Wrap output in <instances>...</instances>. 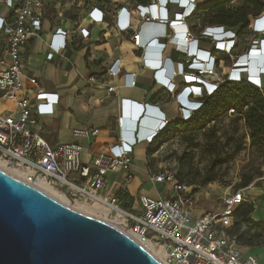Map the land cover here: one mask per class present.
<instances>
[{
  "label": "built area",
  "instance_id": "2783aa9c",
  "mask_svg": "<svg viewBox=\"0 0 264 264\" xmlns=\"http://www.w3.org/2000/svg\"><path fill=\"white\" fill-rule=\"evenodd\" d=\"M0 3H5L10 7L8 17L0 16V37L2 40L0 47V98L13 101L15 104L11 112H0L1 170L37 189L41 187L55 188L63 194L70 204L92 206L95 203H105L112 207L111 210L121 211L126 219L125 227H129V222H131L130 231L135 235L137 242L144 248V245H151L154 250L159 252L164 264H258V259L254 254L241 252L237 235L231 230L235 209L243 203H250L253 206L247 194L249 184L224 193L221 196L220 204L211 211H205L199 207V194H201L199 191L177 181L174 173L170 171H157L151 176V179L155 183H167L175 193L170 196L160 195L156 198L139 194L137 200L141 206L140 212H136V208L124 210L116 194L102 193L109 172L121 173L125 183L133 179L132 147L142 140L143 134L140 132L137 139L134 137L135 121L131 126L133 130L127 134L126 127L129 118L126 116L130 115V110L133 112L131 114L136 116H141V113L144 112L142 117L145 116V112L156 114L153 124L157 128L156 131H160L168 119H164V114L157 108L123 100V117L119 118L123 136L119 138L120 143L110 147L107 153L95 154L88 162L81 159L82 147L80 145L74 143L53 145L41 134L36 128L38 115L35 107L39 103L57 102L58 94L45 91L38 85L35 77L29 78L36 87L33 98L22 94L23 61L21 47L41 31L43 12L45 8L50 6L51 1L0 0ZM106 3L103 0H85V4L92 10L97 9L109 13L105 8H102ZM191 3V0H184L182 7L177 6L183 11L187 7L189 8ZM170 5L172 4H161L160 0H149L145 4L134 2L130 6H120L111 14L115 26L120 31L131 32L130 40L133 47L142 53L146 51L143 54L145 65L155 66V82L160 83L166 90L170 88L168 78L170 65L167 58L163 59L160 55L163 47L170 44L171 35L179 33L176 31L179 26L183 29L180 31L183 34H179V37L189 38V44L184 53L186 57L188 58L187 50H190L199 54V57L205 61L203 65L196 62V65L202 66L204 73H194L192 70L185 69L186 74L192 72L197 76L215 74L216 66V63L214 66H211L210 63L209 55H214L212 52L207 54L196 49L199 38L209 36L208 34L213 31L210 28H204L200 37L193 36L189 28L188 32L185 33L184 22H181V18H184L180 14L182 11L170 14ZM193 7L195 4L191 11ZM166 13L171 16L169 17ZM57 14L62 17L63 11L57 10ZM261 14L254 20H257ZM133 17L138 20L136 24L130 20ZM105 20L108 19L105 17ZM121 21L123 23H120ZM262 23L264 21L260 20L257 26H263ZM250 27V29L254 27L252 20ZM159 38L164 39L165 42H159ZM54 40H59V43L55 45ZM70 42L71 39L65 32H53L48 42L49 50L45 59H52L56 53L65 50ZM152 42H154L153 46L151 45ZM256 44H259V40L253 39L248 51ZM173 45L178 50L181 49V45ZM233 48L234 45L225 41V50L222 48L219 50L230 54ZM153 49L157 50L155 59L147 56V53ZM257 55L260 58L264 57V54H260L259 51ZM169 62L172 63L170 58ZM183 64V61L176 63L177 66ZM236 67H240L241 79L256 85L264 96V87L259 77L255 78L250 75L244 64ZM257 67L258 74L260 71V73H264V65H261V62L257 63ZM161 69L163 70L160 71ZM235 69L232 68L228 74H234L237 71ZM109 72L117 74L119 68L110 67ZM131 76L133 79L129 84L134 85V74L132 73ZM235 78L233 75L228 76L220 82ZM190 85L200 87L202 95L213 92L209 90L205 92L202 83L194 82H186L185 86L188 91ZM107 90L111 92L114 87L109 86ZM181 112L182 108L179 107L178 117L184 119ZM228 113H236V111L231 108ZM97 132L98 128L93 126L73 129L75 136L89 137ZM153 132L151 130L148 134H144L148 142L152 140ZM196 208L202 209L201 213H194Z\"/></svg>",
  "mask_w": 264,
  "mask_h": 264
},
{
  "label": "crops",
  "instance_id": "0c3cea01",
  "mask_svg": "<svg viewBox=\"0 0 264 264\" xmlns=\"http://www.w3.org/2000/svg\"><path fill=\"white\" fill-rule=\"evenodd\" d=\"M50 1V6L43 12L41 31L21 47L23 61L21 77L22 94L28 95L30 98H33L36 91L35 85L29 80L30 77H35L38 85L45 91L58 94L57 102L39 103L35 107L38 115L36 128L51 144L74 143L80 145L82 147L81 159L84 162H88L97 153L109 152L110 147L120 143L122 128L119 118L122 116L123 100L155 107L164 114V119L166 118L168 121L178 117L179 105L175 95L169 93L160 83L155 82V66L144 63L143 54L146 51L142 53L135 49L130 40L131 32L120 31L111 17V14L115 12L112 10V6L116 7L117 4L130 6L134 4L132 0H108L107 3L111 9L109 13L97 9L92 10L85 4V0ZM57 10L63 11L62 17L58 16ZM180 11H182L181 8ZM9 13L10 7L5 3H0V16L8 17ZM168 16L170 17V14ZM105 17L108 20H105ZM130 20L134 24L138 21L134 17ZM181 20L182 23L184 22V31L186 30L185 33H187L186 20L182 18ZM260 20L264 21V14H261L259 19L253 23L254 27L250 29L249 42L241 50V54L237 55L236 59L239 58L238 61L241 60V64H245L244 59L247 55L257 54L258 51L260 54H264V23L261 27L257 26ZM145 29H147L146 26ZM62 31L68 35L71 42L65 50L56 53L52 59L46 60L45 55L49 50L48 42L51 34ZM176 31L179 32L178 37L179 34H183L180 32L183 31L181 26L177 27ZM179 38L181 42L178 44L181 45L179 47L182 51H179L173 44H166L160 55L163 59L167 58L172 72L176 70V63L189 60L184 54L187 48L186 39L184 36ZM253 39L259 40V44L248 51ZM210 40L207 36L200 37L196 43V49L199 52L211 53L213 42ZM159 42L165 41L159 38ZM58 43L59 40H54L55 45ZM1 44L0 37V47ZM151 45L153 46L154 42ZM217 49L219 50V47ZM156 52L157 50L153 49L147 53V56L155 59ZM169 58L172 63L169 62ZM236 59L233 61V66L240 65L238 62L235 63ZM196 62H200L201 65L205 64L203 58L199 56L196 58ZM260 62H264V57H259L258 60L254 57V61L249 62V70L253 77H259L264 87V73H257V63ZM251 63L253 64L251 65ZM110 67L115 69L118 67L119 72L112 74L109 72ZM159 67L161 68V66ZM226 67L228 69V66ZM233 68L237 70L233 76L241 78V74H238L240 67ZM246 70H248V66H246ZM132 73L135 78L134 85L129 84L133 79ZM185 77L191 83L197 82L196 80L201 81L195 74L188 73ZM200 77L206 81L205 85L208 86L207 81L209 80L205 77H210V75L202 74ZM172 81L180 88L186 85V81H183L180 74L175 75ZM109 86L114 87V90L109 92L107 90ZM189 90H193L191 85ZM181 98L184 99V95H181ZM14 107L13 101L0 98V112H11ZM131 113L133 112L130 110V115L126 117L131 118ZM143 115L144 112L140 117ZM156 116V114L145 112L143 117L145 121L140 128V132L143 134L142 140L132 147L133 179L125 183L121 173L109 172L107 174L106 185L102 189V193L115 194L121 190L123 192V196L119 198L121 206L131 197L133 200L131 208L135 209L139 194L152 198L163 195L158 191L150 192L151 185L156 183L151 179L147 166V158L156 157L158 152L157 150L148 155L146 150L149 142L145 139V135L151 130L154 131L153 134L156 132L157 128L153 124ZM92 126L98 128V132L93 136L84 137L73 134L75 128L83 129ZM130 130L133 128L128 123L127 134ZM138 159L139 162H137ZM249 185L247 194L253 203V209L248 218L256 225L250 228L247 224L242 223L240 230L234 233L238 238V234L246 230L241 241L238 238L241 252L254 254L258 259V264H264V169ZM147 189L149 191H146ZM246 204L250 203L241 205Z\"/></svg>",
  "mask_w": 264,
  "mask_h": 264
},
{
  "label": "water",
  "instance_id": "95a60500",
  "mask_svg": "<svg viewBox=\"0 0 264 264\" xmlns=\"http://www.w3.org/2000/svg\"><path fill=\"white\" fill-rule=\"evenodd\" d=\"M134 121L140 129L145 119L131 114ZM0 264L162 263L115 225L0 169Z\"/></svg>",
  "mask_w": 264,
  "mask_h": 264
},
{
  "label": "rangeland",
  "instance_id": "374dc122",
  "mask_svg": "<svg viewBox=\"0 0 264 264\" xmlns=\"http://www.w3.org/2000/svg\"><path fill=\"white\" fill-rule=\"evenodd\" d=\"M191 1L196 5L204 0ZM240 3L241 0H234L232 5L236 6ZM177 5L172 3L169 6L170 14L180 11V7ZM119 7V4L116 7L112 6V10H117ZM102 8L107 11L111 10L108 3L104 4ZM185 20L187 32L189 28L193 36L200 37L204 29L201 28L203 26L201 25V16L191 15L186 17ZM250 34L248 28H245L241 33H237L234 37V48L230 54L218 50V45L215 44L214 46L216 34L212 37L207 36L213 42V49L210 51L215 55L216 66L214 69L215 74H209L210 77H205L209 80L207 81V87L203 84L205 92L211 90L214 83L219 84L221 83L220 80L228 77V73H224V69L227 70L226 66L231 69L236 67L233 66V61L237 58V55L241 54V50L246 47ZM238 60L236 59L235 63ZM238 63L241 64V61H238ZM137 162H139V159ZM147 166L151 176L157 171L173 172L177 181L201 193L199 194V207L205 211H211L220 204L221 196L224 193L239 188L238 184L243 179L251 176L253 181L255 177L262 173L264 153L251 145L243 117L239 113L227 112L215 121L210 122L204 129L181 133L164 143L158 149L156 157L147 158ZM150 189V192L158 191L165 196L175 193L167 183H156L151 185ZM146 191H149V189ZM88 207L93 217L100 220L104 219L105 222L116 227H125V217L120 216L116 211L110 210L106 213L95 204ZM136 209V212H140V204L136 205ZM201 210L196 208L194 213H201ZM130 225L131 222H129V227H125L129 231ZM156 253L161 259L158 251Z\"/></svg>",
  "mask_w": 264,
  "mask_h": 264
},
{
  "label": "trees",
  "instance_id": "16d2710c",
  "mask_svg": "<svg viewBox=\"0 0 264 264\" xmlns=\"http://www.w3.org/2000/svg\"><path fill=\"white\" fill-rule=\"evenodd\" d=\"M103 1L108 2V0ZM132 1L145 4L149 0ZM233 1L204 0L202 3L195 5L189 16H201L202 29L222 26L226 29H231L235 34L241 33L245 28L250 30L251 20L253 24L256 21L254 18L264 12V0H241V3L236 6L232 5ZM199 83L205 84L202 81H199ZM193 90L200 92L201 88L195 85ZM209 91L213 92L202 95L200 107L193 111L188 118L177 117L168 121L153 136L146 150L148 155L153 154L164 143L181 133L204 129L210 122L223 116L231 108L243 117L251 145L264 153V96L261 90L256 85L239 79L224 80L219 84L214 83L213 88ZM251 181L252 177L249 176L243 179L238 186L244 187ZM115 194L118 198L123 196L121 190ZM132 202V198L129 197L128 202H125L121 207L124 210H130ZM252 209L253 207L250 204L239 205L235 209L234 222L231 229L233 232L240 230L242 223L247 224L250 228L256 225L248 218ZM245 231L238 234L239 241H241Z\"/></svg>",
  "mask_w": 264,
  "mask_h": 264
},
{
  "label": "clouds",
  "instance_id": "9594fccd",
  "mask_svg": "<svg viewBox=\"0 0 264 264\" xmlns=\"http://www.w3.org/2000/svg\"><path fill=\"white\" fill-rule=\"evenodd\" d=\"M160 2L165 3V5L174 3V4H178V6L182 7V4H180L181 2H179V0H173V1H171V0H160ZM193 5L194 4L191 3L189 8L187 7L186 9H184L180 13L184 17V19L192 13L193 10L191 11V9H192ZM193 9H194V7H193ZM208 28H210L213 31V32L209 33L208 35L212 37L216 34V40L217 41H219V40L228 41L229 44H231V45L235 44L234 37L236 36V34L231 29H226L222 26L207 27V29ZM185 32H186V30H185ZM214 32H216V33H214ZM179 50L182 51L181 49H179ZM184 53H185V51H184ZM186 53H187V56L189 58V60L187 62H184V64L182 66L176 65L175 72H172L173 71L172 67L170 68V71L168 74V78L170 81V88L167 89V91L169 93L175 95V98L178 102L179 107L182 108L181 115L184 119L188 118L192 114L193 111L197 110L200 107V105H201V99L200 98L202 97V91H200V92H195L194 90L188 91L186 86H182L180 88L179 86H176V84L172 81V78L175 75L180 74L182 76L183 81L189 82L190 80L185 77L186 73H187V72H185V69L186 70H192L194 73H199V74L204 73V69L202 68V66L196 65V58H197L198 54L193 53L190 50H187ZM210 63H211V66H214V64L216 63L214 55L210 56ZM193 72L191 74H194ZM232 75H233L232 73L228 74L229 77H231ZM239 79H241V78L236 77L234 80H239ZM195 83H199V81H197ZM174 86H175V88H174ZM181 95H184L185 99H182ZM164 125H165V123L162 125V127ZM157 132L158 131H156L155 134ZM139 133H140V129L138 127H136V129L134 130V137L136 139H137ZM155 134H153V136ZM120 136L123 137L122 134H120Z\"/></svg>",
  "mask_w": 264,
  "mask_h": 264
},
{
  "label": "bare ground",
  "instance_id": "6f19581e",
  "mask_svg": "<svg viewBox=\"0 0 264 264\" xmlns=\"http://www.w3.org/2000/svg\"><path fill=\"white\" fill-rule=\"evenodd\" d=\"M184 0H179V2H183ZM184 19V18H183ZM170 44H178L179 42H181V40H180V38L176 35V34H173V35H171V37H170ZM180 44V43H179ZM189 44V38H186V45H188ZM215 44L216 45H218V47L219 48H222V50H225V41H221V40H219V41H217V40H215ZM199 56V55H198ZM197 56V57H198ZM254 57H258V55L257 54H252V55H247L246 56V58L244 59L245 60V66H249V62L250 61H254ZM259 58V57H258ZM258 60V59H257ZM241 61V60H240ZM223 69H224V67H223ZM250 68H248V71H249V74L250 75H253L252 73H250V70H249ZM230 70H231V68L230 67H228V69L227 70H225L224 69V73H229L230 72ZM257 71H259V70H257ZM258 73V72H257ZM239 74H241L240 72H239ZM246 74L248 75V72H246ZM196 75V74H195ZM196 77L199 79V80H201L202 82H206V81H204L203 79H202V77H200V76H197L196 75ZM234 77H236V76H234ZM239 78V77H238ZM2 167L0 166V169H1ZM16 176V175H15ZM16 177H18V176H16ZM41 191H43V192H45L46 194H48L49 196H51L52 198H54V199H56L57 201H59L60 203H62V204H65V205H68V206H70L71 208H73V209H75V210H77V211H79V212H82V213H85V214H88V215H92L93 216V214L91 213V211H90V208L88 207V206H85V205H73V204H70L65 198H64V196H63V194L61 193V192H59L58 190H56L55 188H52V187H41V188H39ZM95 205L99 208V209H102L103 211H105L106 213L107 212H109L111 209H112V207L111 206H109V205H106L105 203H95ZM116 212L120 215V216H124V214L121 212V211H119V210H116ZM103 221H106V220H104V219H102ZM124 220V219H123ZM125 225V224H124ZM118 228H120V227H118ZM121 230H123L127 235H129L131 238H133L135 241H137V239H136V237H135V235L131 232V231H129V230H127V228H125V227H123L122 226V228H120ZM145 246V248L150 252V253H152V255H154L160 262L162 261V264H164V262H163V259H162V257H161V255H160V257H161V259L158 257V255H157V253H156V251L153 249V247L151 246V245H144ZM159 253V252H158Z\"/></svg>",
  "mask_w": 264,
  "mask_h": 264
}]
</instances>
